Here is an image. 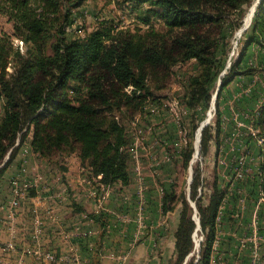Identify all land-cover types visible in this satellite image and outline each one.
I'll return each instance as SVG.
<instances>
[{
  "label": "trees",
  "instance_id": "trees-1",
  "mask_svg": "<svg viewBox=\"0 0 264 264\" xmlns=\"http://www.w3.org/2000/svg\"><path fill=\"white\" fill-rule=\"evenodd\" d=\"M250 3L251 0H151V4L160 8L163 25L168 30L179 31L168 44L170 41L157 32L145 37L141 35L144 32L133 34L115 29L116 25H104L83 37L67 40L65 28L71 14L61 7V0H0V8L13 22L14 35L25 45L21 52L7 36L0 38V101L3 102L0 175L30 134L32 152L39 157L51 160L55 155L75 153L88 179L101 175L97 182L105 186L127 185L130 181L129 157L124 150L127 138L118 112L121 114L124 106L136 109L144 96L151 94L148 81L156 68L167 70L175 63L191 59L197 62L200 71L188 80L183 100L192 115H197V107L208 106L209 87L224 66L223 58H218L221 44L228 42L224 29L228 27L232 34L242 24L237 19L226 26V16L231 12L236 15ZM244 35L241 57L231 63L226 75L220 76L217 101L222 90L237 77L264 71L242 65L252 45L264 48V0L256 4L251 28ZM48 47L52 54H46ZM8 65L11 72L6 71ZM127 87L131 88L129 95L125 91ZM217 108L220 120L216 135L222 120L218 102ZM254 118L259 136L264 139V97ZM208 129L204 126L201 132L203 149L210 140ZM260 154L264 157V142ZM190 156L191 150L185 155L186 162ZM198 179L196 175L190 197L195 202L198 231L201 230L203 238L194 264H211L216 217L227 188L215 185L209 203L204 206L199 198L195 199ZM177 198L173 185L170 191L166 188L163 212L174 209ZM180 202L170 264H183L194 246L193 209L184 197ZM89 217L96 219L94 215ZM189 258L186 264L193 263L194 258Z\"/></svg>",
  "mask_w": 264,
  "mask_h": 264
},
{
  "label": "rangeland",
  "instance_id": "rangeland-1",
  "mask_svg": "<svg viewBox=\"0 0 264 264\" xmlns=\"http://www.w3.org/2000/svg\"><path fill=\"white\" fill-rule=\"evenodd\" d=\"M258 2L259 0H251L250 5L244 6L236 15L231 12L226 16V26L237 19H241L242 24L232 34L228 27L224 29L223 33L227 35L225 39L228 42L221 44L218 52V58H223L224 66L209 87L211 94L209 105L197 107L195 111L197 115L191 114L189 106L183 100L188 80L200 71L194 59L175 63L167 70L156 68L148 81L151 94L144 96L136 109L133 107L126 109L127 106H124L121 114L118 112L119 120L125 127L127 145L124 150L129 157L130 170H134L133 157L136 155L141 174L144 175L145 170L152 174L153 180L160 189V195L166 191L165 187L170 191L173 185L178 197L174 203L175 207L181 209V197H184L190 207L194 204L192 218L196 206L190 195L196 175L199 179L195 199L199 198L201 204L205 206L214 193L215 185L228 187L227 178L230 177L234 167L232 161L238 155V151L245 150L250 156L257 155V146L249 137V127L253 126L255 110L264 97V71L251 77L239 78L237 82L222 90L218 101L216 95L221 84L220 76L226 75L231 68V63L241 57L246 37L244 32H249L251 28ZM61 3V7L68 9L71 14L65 28L67 40L83 37L86 33L104 25L108 27L116 25L115 29L133 34L144 32L146 35H141L145 37L150 36L154 31L169 41L179 32L168 30L163 25L160 8L151 4V0L144 2L140 0H61ZM77 3L79 5L76 6ZM6 36L14 48L18 46L21 52L25 50L24 43L14 35L13 22L0 8V38ZM170 43L171 41L168 44ZM46 54H52L51 48H47ZM242 65L264 68V48L252 45L247 50ZM11 70L12 68L8 65L6 71L11 72ZM130 90V87L125 90L128 95ZM217 102L220 105L222 120L219 133L216 135L215 130L220 120ZM2 105L3 102L0 101V115ZM206 120H208L206 126L209 128L210 140L203 149L202 131L198 135V128ZM29 135L26 137L28 138ZM136 139L139 144L134 152L130 148ZM250 142L252 143L249 145ZM190 150L191 156L186 162L185 155ZM76 157L75 153L55 155L48 162L58 172H63L68 170L67 161ZM251 165L254 166L253 163ZM247 182V180L236 181L229 186L218 208L219 222L223 218L234 225L238 221H243L241 223L251 221L256 210V197L251 183ZM90 184L96 185V182L91 180ZM240 190H242L241 193ZM241 199L245 201L240 202ZM256 216L258 217V233L264 235V206L259 207ZM247 223L239 225V229L236 227L232 229L237 230V233L244 237L250 231ZM192 238L194 246L190 258H194L192 260L194 264L198 257L199 239L203 238L201 230L195 232L194 236L192 234ZM261 260L263 258L260 259V264Z\"/></svg>",
  "mask_w": 264,
  "mask_h": 264
},
{
  "label": "crops",
  "instance_id": "crops-1",
  "mask_svg": "<svg viewBox=\"0 0 264 264\" xmlns=\"http://www.w3.org/2000/svg\"><path fill=\"white\" fill-rule=\"evenodd\" d=\"M251 76L237 77L232 83ZM30 142L28 137L0 175V263L21 260L25 264H72L48 263L24 252L37 247L57 256H77L82 264H170L179 207L163 212V194L149 171L145 170L140 181L130 170L129 183L112 185L99 208L97 200L87 195L90 185L78 157L67 161V171L58 172L47 159L32 152ZM14 179L29 181L33 186L12 211ZM141 186L143 192L139 191ZM140 204L144 226L139 231L136 215ZM247 221H235V225L226 218L217 221L211 264L250 263L251 247H242L243 237L232 229H239ZM9 242L14 244L12 250L7 247ZM259 247L264 264V242Z\"/></svg>",
  "mask_w": 264,
  "mask_h": 264
},
{
  "label": "built area",
  "instance_id": "built-area-1",
  "mask_svg": "<svg viewBox=\"0 0 264 264\" xmlns=\"http://www.w3.org/2000/svg\"><path fill=\"white\" fill-rule=\"evenodd\" d=\"M260 105V104H259ZM258 105V106H259ZM258 108V107H257ZM257 110V109H256ZM255 110V112H256ZM255 114V113H254ZM249 137L251 140H253L258 147V152L256 156H250L247 151H238V155L234 157V160L232 161V172L230 174V177L227 178V184L228 188L233 184V182L236 181H248L252 185L253 192L255 194L256 200V210L254 211V214L252 216V219L250 221V231L241 239V246L246 247L250 246L252 249V257L249 264H260L261 259V252H260V243L264 242V235H259L257 226H258V217L256 216L257 210L260 206H264V157L260 154L263 146L264 139L259 136V129L254 124L250 128L249 127ZM139 142L138 139H136L135 143L131 145V151L137 149ZM253 160V162H251ZM255 161V162H254ZM251 163L254 164L251 165ZM133 164H134V171L136 172L137 178L141 181L143 178V175L140 172V164L139 160L136 155L133 157ZM251 167V168H250ZM101 179V175H98L95 179H93L96 182V185L90 184V179H87V183L90 185V190L87 193L88 196L94 197L97 200V206L99 208L103 207L104 201L106 200L108 190L110 189V186H105L102 183L97 182ZM247 182V183H248ZM12 185V192H13V199L10 201V208L15 209L19 206V202L21 199H23L29 189L33 186L31 182L25 181V180H18L14 179L11 182ZM254 185V186H253ZM140 192H143L142 186L139 188ZM242 190H240V193ZM244 199H241L240 202H244ZM222 208V206H221ZM220 212V211H219ZM218 218H216V221H218ZM13 219V217H12ZM136 222L138 225V230L140 231L144 226V213L142 209V205L140 204L138 207V212L136 215ZM10 233L13 237L15 233L14 226H10ZM201 241V239H199ZM214 245V244H213ZM8 249L12 250L14 248L13 242H9L7 245ZM25 253H30L37 259L44 260L48 263H72V264H82V261L77 256H57L56 254H53L51 252L42 251L40 248H34L33 250H25ZM0 264H25L21 260H15L11 262H4Z\"/></svg>",
  "mask_w": 264,
  "mask_h": 264
},
{
  "label": "water",
  "instance_id": "water-1",
  "mask_svg": "<svg viewBox=\"0 0 264 264\" xmlns=\"http://www.w3.org/2000/svg\"><path fill=\"white\" fill-rule=\"evenodd\" d=\"M215 94H216V93H215ZM207 124H208V120H206V121H204V122H202V123L200 124V126H199V128H198V132H199V134H200V132L202 131V129L204 128V126H206ZM191 206L194 208V204H191ZM193 220L195 221V224H196L195 232H197V231L199 230L200 224H199V219H198L197 216H196V211H195V213H194ZM195 232H194V233H195ZM194 233H193V236H194ZM190 256H192V252L187 256V258L185 259V262H186V260H187ZM185 262H184V264H185Z\"/></svg>",
  "mask_w": 264,
  "mask_h": 264
},
{
  "label": "bare ground",
  "instance_id": "bare-ground-1",
  "mask_svg": "<svg viewBox=\"0 0 264 264\" xmlns=\"http://www.w3.org/2000/svg\"><path fill=\"white\" fill-rule=\"evenodd\" d=\"M198 135H199V133H198Z\"/></svg>",
  "mask_w": 264,
  "mask_h": 264
}]
</instances>
